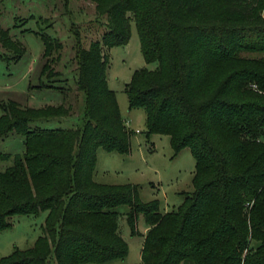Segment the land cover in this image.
Listing matches in <instances>:
<instances>
[{
  "label": "trees",
  "instance_id": "obj_1",
  "mask_svg": "<svg viewBox=\"0 0 264 264\" xmlns=\"http://www.w3.org/2000/svg\"><path fill=\"white\" fill-rule=\"evenodd\" d=\"M106 31L83 47L76 33V77L82 124L47 129L35 122L69 116L71 106L1 105L0 138H23V154H0V232L15 216L46 212L33 246L0 264H111L128 245L117 208L128 207L131 235H139L140 264H264V0H91ZM138 34L146 64L125 86L128 108L145 112L147 136L169 137L175 154L188 148L195 161L192 192L175 210L142 203L135 185L93 180L96 152L128 155L132 131L109 89L110 58ZM27 20L17 19L15 27ZM40 83L60 76L53 64L62 44L44 31ZM0 46L13 58L23 46L0 28ZM56 54V56H54ZM42 79H45L44 83ZM58 82H61L58 80Z\"/></svg>",
  "mask_w": 264,
  "mask_h": 264
},
{
  "label": "rangeland",
  "instance_id": "obj_2",
  "mask_svg": "<svg viewBox=\"0 0 264 264\" xmlns=\"http://www.w3.org/2000/svg\"><path fill=\"white\" fill-rule=\"evenodd\" d=\"M17 19L27 20L24 26L15 27ZM105 17H99L91 0H0V28L9 30L14 40L24 48V54L15 59L0 46V116L1 105L9 101L21 107L42 108L47 105L67 103L71 106L69 116L35 122L32 126L41 128H76L82 124L81 94L77 92L74 78L76 62L74 46L76 33L83 47L98 41L106 31ZM23 29L49 34L60 40V59L52 67L60 76L53 78L60 87L37 88L42 65L43 46L34 33L21 32ZM131 37L124 47L104 50L110 58L107 69L109 89L114 91L120 114L128 131H132L131 147L128 155L108 153L102 149L96 152V166L93 180L100 184L137 187L142 203L158 201L160 211L175 210L184 200V194L192 192L191 180L195 161L188 148L175 154L169 137L147 136L145 112L128 108L125 86L134 71L147 68L153 70L156 64H146L143 60L138 34L133 20H130ZM56 56V54H54ZM61 81V82H58ZM45 83L46 80L42 79ZM23 138L11 133L0 138V154H23ZM12 164V160L0 159V171ZM118 212L120 235L128 245V254L123 260L111 264H140L143 233L146 224L142 216L138 218L139 235H131L126 220L128 207L121 206ZM46 212L37 216H15L10 219L12 227L0 232V259L9 256L14 249L25 250L33 246L42 235Z\"/></svg>",
  "mask_w": 264,
  "mask_h": 264
},
{
  "label": "crops",
  "instance_id": "obj_3",
  "mask_svg": "<svg viewBox=\"0 0 264 264\" xmlns=\"http://www.w3.org/2000/svg\"><path fill=\"white\" fill-rule=\"evenodd\" d=\"M111 50V49H110ZM40 73V72H39ZM81 94V93H80ZM81 97H82V95H81ZM70 104H68L67 103V106H69ZM82 105H83V100L81 99V109H82ZM146 230H147V228H145V230H144V233L143 234H145V232H146Z\"/></svg>",
  "mask_w": 264,
  "mask_h": 264
}]
</instances>
